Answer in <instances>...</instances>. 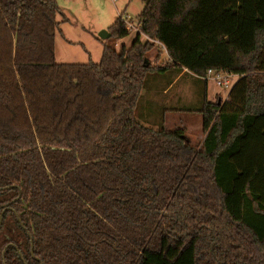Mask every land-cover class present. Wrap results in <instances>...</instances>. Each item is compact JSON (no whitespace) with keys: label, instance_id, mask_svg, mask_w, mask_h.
Returning a JSON list of instances; mask_svg holds the SVG:
<instances>
[{"label":"trees","instance_id":"trees-1","mask_svg":"<svg viewBox=\"0 0 264 264\" xmlns=\"http://www.w3.org/2000/svg\"><path fill=\"white\" fill-rule=\"evenodd\" d=\"M142 1L129 48L59 64L57 0H0V264H264V0ZM169 70L204 82L198 147L136 117Z\"/></svg>","mask_w":264,"mask_h":264},{"label":"rangeland","instance_id":"rangeland-1","mask_svg":"<svg viewBox=\"0 0 264 264\" xmlns=\"http://www.w3.org/2000/svg\"><path fill=\"white\" fill-rule=\"evenodd\" d=\"M57 3L64 10L67 19V22L61 25L62 35H57L56 38V61L60 64H98L103 47L102 41L97 38L99 34L110 29L122 14L126 15L128 20L135 21L144 8L142 0H57ZM135 39L136 32L133 31L124 40L115 41L109 38L104 41L109 46L115 44L117 50H120L123 45L129 48ZM160 53L162 60L156 63L163 64L167 57L162 49L155 47L150 52L149 57L153 65ZM181 73L169 70L164 74L148 75L135 114L146 126L158 127L162 126L167 106L175 108L176 104H179L185 108L184 124L188 136L191 137L192 144L198 147L204 139L200 132V110L205 85L202 80ZM207 83L211 102L228 100V90L217 87L212 81ZM173 96L172 100H167V97ZM168 124V128L173 129L171 121Z\"/></svg>","mask_w":264,"mask_h":264},{"label":"crops","instance_id":"crops-1","mask_svg":"<svg viewBox=\"0 0 264 264\" xmlns=\"http://www.w3.org/2000/svg\"><path fill=\"white\" fill-rule=\"evenodd\" d=\"M59 8L61 9V11L63 12V14H64V10L59 6ZM107 31V30H106ZM98 38V40H101L102 41V46L104 47V44H105V41L104 40H102V39H100L99 38V36L97 37ZM103 47H102V51H103ZM102 54V53H101ZM56 60H57V52H56ZM57 62V61H56ZM57 63H59L60 64V62H57ZM62 64V63H61ZM182 73L183 74H189V73H187V71L186 70H183L182 71ZM181 73V74H182ZM192 76V75H191ZM192 77H194V76H192ZM176 79V78H175ZM177 81V79L175 80V82ZM207 82H209V81H207ZM208 84V83H207ZM167 94V93H166ZM165 94V95H166ZM167 96H168V94H167ZM168 99L167 100H172V98H174V96L173 97H171V98H169V97H167ZM207 98H208V101L209 102H211L210 100H209V92H208V89H207ZM213 103V102H212ZM184 113H185V108H183V107H181L179 104H176V106H175V108H173V107H169V106H167V110H166V114H165V116H164V118H163V125H164V128L167 130V131H172V130H175V129H183L184 131H185V133H186V135L188 136V132H187V128H186V126H185V124H184V121H186V116L184 115ZM169 121H171V123H172V127H173V129H170V128H168L169 127ZM171 126V125H170ZM200 127V126H199ZM196 128V127H195ZM200 132H201V134H203V130H202V128H201V130H200ZM199 132V133H200ZM204 135V134H203ZM190 139H191V137L190 136H188ZM204 140V139H203ZM192 142V141H191ZM202 143V142H201Z\"/></svg>","mask_w":264,"mask_h":264},{"label":"built area","instance_id":"built-area-1","mask_svg":"<svg viewBox=\"0 0 264 264\" xmlns=\"http://www.w3.org/2000/svg\"><path fill=\"white\" fill-rule=\"evenodd\" d=\"M123 21L126 23L127 30L129 32H138V29L135 25V23L128 20V18L122 17ZM206 81H212L217 87L223 88L225 90L232 89L233 85L235 84L236 80L238 79V76L231 75L226 72H218V71H212L209 70L204 78ZM236 79V80H235Z\"/></svg>","mask_w":264,"mask_h":264},{"label":"water","instance_id":"water-1","mask_svg":"<svg viewBox=\"0 0 264 264\" xmlns=\"http://www.w3.org/2000/svg\"><path fill=\"white\" fill-rule=\"evenodd\" d=\"M99 37L102 39V40H106V39H109L111 37V35L108 33V31H102L100 34H99Z\"/></svg>","mask_w":264,"mask_h":264}]
</instances>
